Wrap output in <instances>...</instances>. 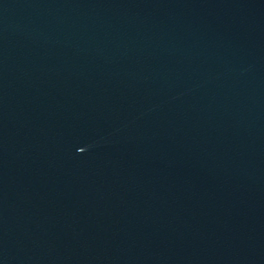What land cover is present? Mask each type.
Wrapping results in <instances>:
<instances>
[{
  "label": "water",
  "instance_id": "water-1",
  "mask_svg": "<svg viewBox=\"0 0 264 264\" xmlns=\"http://www.w3.org/2000/svg\"><path fill=\"white\" fill-rule=\"evenodd\" d=\"M0 264H264V0H0Z\"/></svg>",
  "mask_w": 264,
  "mask_h": 264
}]
</instances>
